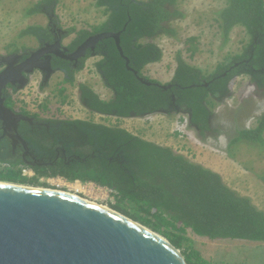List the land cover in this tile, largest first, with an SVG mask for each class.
I'll list each match as a JSON object with an SVG mask.
<instances>
[{"label": "trees", "instance_id": "1", "mask_svg": "<svg viewBox=\"0 0 264 264\" xmlns=\"http://www.w3.org/2000/svg\"><path fill=\"white\" fill-rule=\"evenodd\" d=\"M228 1V6L217 11L222 36L227 40L239 26L249 35V41L240 53L221 62L211 75L189 64L181 51L169 83L161 84L143 74L148 65L160 62L164 56L163 48L154 40L177 36L174 22L185 16L179 7L180 0H96V6L108 14L107 21L93 31L70 29L66 36L75 34V37L68 47L73 50L91 35L111 32L120 33L122 52L116 39L108 37L100 40L78 67L56 59L55 68L64 72L66 82L74 83L76 73L85 67V60L100 57L95 68L113 96L103 99L90 85L81 82L78 87L85 108L117 118L185 114L190 128L202 140H208L217 133L212 100L220 102L230 96L234 80L248 76L264 98V0ZM59 2L38 0L28 7L26 14L47 13L48 9L54 13ZM49 29L33 24L21 30L19 36H32L39 43L52 41ZM195 41L197 37L186 40L185 51L190 56L198 51L197 47L188 46ZM4 95L8 107L31 116L25 109H15L9 90ZM46 123L51 127L32 129L21 122L19 131L38 158L51 163L30 164L34 160L11 154L10 141L2 139L0 161L13 168L0 171V182L48 186L41 177L62 176L70 182H94L112 188L118 199L113 208L162 234L182 249L188 264L211 262L184 235L187 229L210 240L264 242V211L251 198L232 189L219 172L126 128L84 119H47ZM240 144L264 149V112L256 127L239 129L230 139V157H235ZM57 153L60 157H56ZM27 164L36 170V177L22 175L21 168ZM261 179L264 182V175ZM125 202L137 211L129 210Z\"/></svg>", "mask_w": 264, "mask_h": 264}, {"label": "rangeland", "instance_id": "2", "mask_svg": "<svg viewBox=\"0 0 264 264\" xmlns=\"http://www.w3.org/2000/svg\"><path fill=\"white\" fill-rule=\"evenodd\" d=\"M37 1L0 0V58L11 53L24 54L39 47L36 38L19 36L21 30L29 25L38 24L46 27L51 21L55 22L57 27L64 32L63 44L69 46L75 37V34L66 36L70 29L93 31L96 30L95 27L102 26L108 18L104 9L96 6V0H60L54 13L49 12L48 9L47 13L27 15L28 7L33 6ZM180 2L179 7L185 16L174 22L178 32L177 36L156 38L154 41L163 48L164 56L160 62L150 64L143 70L145 76L161 84L172 80L179 51L189 64L201 68L206 75H211L221 62L240 53L249 41V35L244 28L239 26L230 32L227 40L222 36V31L216 21L217 11L228 6V0H180ZM189 37H197L195 43L188 44L189 47H197L198 51L194 56H190L185 51V43ZM99 59L100 57L96 56L87 58L84 69L76 73L74 83L66 82L61 73H56L47 81L38 71L27 75L29 82L24 88H15L16 91L9 88L16 103L15 109L17 111L25 109L32 117L34 114L37 115L36 123H46L47 119H84L112 127L126 128L152 141L151 137L154 136L150 135H154L156 130H148V127L144 125L138 126L135 119L117 118L91 112L82 104L78 87L81 82L90 85L103 99L109 100L113 96V91L104 85L101 76L96 71L95 62ZM231 88L230 96L220 102L212 100L215 111L213 124L217 128V133L208 140H202L196 135L197 139L205 144H203L205 150H197V146L201 145L191 141L192 151L187 157L204 167L219 172L232 189L251 198L252 202L264 211V182L261 179L264 175V149L240 144L235 157H230L228 153L229 141L237 135L239 129L256 127L258 117L264 112V98L256 92L248 76H240L234 80ZM206 152H209L207 155L210 166L197 160V157ZM41 181L48 183V186H25L74 194L125 215L112 206L118 202L115 192L109 194L105 189L101 190L75 181L67 183H64V180L45 179ZM57 184L62 186L57 188ZM77 187H80V191L76 189ZM123 204L129 210L137 211L129 203ZM147 228L154 231L150 227ZM168 229L172 231L171 228ZM184 235L193 241L194 247L200 250L211 264H264V242L210 240L195 234L191 229H187ZM180 251L182 252V249Z\"/></svg>", "mask_w": 264, "mask_h": 264}, {"label": "water", "instance_id": "3", "mask_svg": "<svg viewBox=\"0 0 264 264\" xmlns=\"http://www.w3.org/2000/svg\"><path fill=\"white\" fill-rule=\"evenodd\" d=\"M63 37V36H62ZM58 37L51 51L67 59L85 56L88 48L114 37L118 48L120 33L100 32L87 38L72 53ZM41 51L34 52L38 55ZM20 60L23 53L0 58ZM33 72H26L31 75ZM22 64L0 72V120L13 144L27 141L18 132L22 121L35 117L8 107L4 92L8 85L24 88L29 78ZM47 76L45 81L49 80ZM142 79V78H141ZM19 83V85H18ZM168 88V85H162ZM190 123V121H189ZM30 164L51 162L35 159ZM0 264H188L184 254L168 239L143 224L111 209L48 188L0 182Z\"/></svg>", "mask_w": 264, "mask_h": 264}, {"label": "flooded vegetation", "instance_id": "4", "mask_svg": "<svg viewBox=\"0 0 264 264\" xmlns=\"http://www.w3.org/2000/svg\"><path fill=\"white\" fill-rule=\"evenodd\" d=\"M49 28H50L49 29L50 32L53 34L52 41H45L43 43H39V47L38 48H36L34 50L27 51L26 53L23 54V57L20 58V60H17V59H15L13 57L4 60L3 61L4 64L1 66L2 67L1 71H3L7 67L10 70L13 71V70H15V68L17 66L22 64V70L24 71L25 75H27L26 72H28V71H32L33 73L38 71V72H40L43 75L44 79H46L47 76L52 77L56 73H61V74L64 75V72H62L61 70H57L55 68L56 59H61V60L68 61L71 66L78 67L81 64V62L86 58L88 52L89 51H94V49L88 48L85 56H79L78 58H74V59H71V60L67 59L63 55H59V54L51 51V48H54L55 50H61L60 48L54 47V45H55V42H56L57 38L58 37H62L64 35V32L59 27H57L55 22L53 23L52 21L49 24ZM61 42H62V45L64 47L68 48V50L66 51V54H69V53H72L75 50H77V48L84 41L81 42L79 45H77L76 48L73 49V50H71L68 46H65L63 44V37H62ZM38 51H41L38 55H34L33 54L34 52H38ZM18 85H19V83H18ZM9 88H13V86L12 85H8V87L5 90L4 94H6V92L9 90ZM22 122L27 123L32 129H35V128L40 127V126H45L47 128L51 127L49 123H36V119L33 122H31V123L29 121H22ZM0 125H1L0 140L8 139L10 141V150H9V152L11 154L20 155L24 159H31V160L40 159V158H38V155L35 154L34 149L28 143H27L28 144V150H24V147H23L22 143L15 146L13 144V141L11 140V138L9 136V133H12V131H7V133H6L4 131L5 123L3 121H1V120H0ZM18 132H19V134L21 136H23L22 132L19 131V127H18ZM56 157H60L59 153H57ZM40 160H43V159L41 158Z\"/></svg>", "mask_w": 264, "mask_h": 264}, {"label": "crops", "instance_id": "5", "mask_svg": "<svg viewBox=\"0 0 264 264\" xmlns=\"http://www.w3.org/2000/svg\"><path fill=\"white\" fill-rule=\"evenodd\" d=\"M131 119L137 120L135 122L137 123L138 126L144 125L146 128L148 127V130L150 129L156 130V133H154V135H150V136H154V137H151V139H153L152 140L153 142H156L157 144H161L164 146L171 147L176 151L180 147L183 146L184 142L182 138L180 137L179 133L175 131L178 123H181L183 121V118L180 114H176V115L154 114L149 117L131 118ZM188 130L191 132L193 129L189 127ZM194 133L195 135H197L195 131ZM203 146L198 145L196 149L200 151L205 150ZM202 152H205V151H202ZM207 154H209V152H206L205 154H202L201 156L197 157V160L199 162H202L210 166L211 164L209 163Z\"/></svg>", "mask_w": 264, "mask_h": 264}, {"label": "built area", "instance_id": "6", "mask_svg": "<svg viewBox=\"0 0 264 264\" xmlns=\"http://www.w3.org/2000/svg\"><path fill=\"white\" fill-rule=\"evenodd\" d=\"M180 115L182 116L183 121L181 123H178L175 131H177L179 133V135L182 138L184 143H183V146L180 147L177 151L181 154L188 156L189 153L191 152V149H192L190 146L191 141H194V143H198L201 146H203V144H202V142L199 141V139H197L193 130L191 132L188 130V128L190 127L189 117L185 114H180ZM147 117H149V116H147ZM0 166H2V167H0V171H7L8 169L13 168V167H11V165L9 163L1 162V161H0ZM21 173L23 176H27L30 178L37 176L36 170L31 165H28V164L21 168ZM45 179L57 180V181L64 180L65 181V182L63 181L64 183L69 182L67 179H65L62 176H56V177H50V178L41 177V180H45ZM75 182L80 183V184H87V185H90L92 187H96V188L101 189V190L105 189L107 192H109V194L114 193V190L112 188L100 186L94 182L82 183L79 180H76ZM61 186H62L61 184L56 185L57 188H59Z\"/></svg>", "mask_w": 264, "mask_h": 264}, {"label": "bare ground", "instance_id": "7", "mask_svg": "<svg viewBox=\"0 0 264 264\" xmlns=\"http://www.w3.org/2000/svg\"><path fill=\"white\" fill-rule=\"evenodd\" d=\"M6 183V182H5ZM78 185V184H77ZM77 185H75V186H77ZM78 191H80V187H77L76 188ZM55 191H59V190H55ZM59 192H62V191H59ZM62 193H66V192H62ZM66 194H69V195H72V196H74V197H77V198H81V199H84V198H82V197H80V196H77V195H74V194H70V193H66ZM84 200H86V201H88L87 199H84ZM90 202V201H89ZM91 203H94V202H91ZM96 204V203H95ZM98 205V204H97ZM102 207H105L106 208V206H104V205H102ZM108 209H110V208H108ZM112 210V209H111ZM114 211V210H113ZM115 212H117V211H115Z\"/></svg>", "mask_w": 264, "mask_h": 264}]
</instances>
